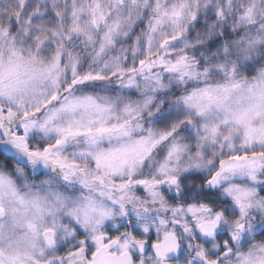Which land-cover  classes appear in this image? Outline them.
Here are the masks:
<instances>
[{"label": "snow or ice", "instance_id": "obj_1", "mask_svg": "<svg viewBox=\"0 0 264 264\" xmlns=\"http://www.w3.org/2000/svg\"><path fill=\"white\" fill-rule=\"evenodd\" d=\"M202 14L217 24L234 21L232 31L224 29L230 42L224 58L215 63L206 64L201 53L197 64L177 47ZM257 14L256 0H0V264H222L225 257L226 264H264V234L252 223L253 212L264 216V187H258L264 184V68L241 75L251 53L264 50ZM208 36L219 42L215 28ZM155 68L173 73L177 86L188 80L201 86L177 87L169 122L134 139L152 99L147 90L166 87ZM133 86L141 100L124 95ZM193 139L196 166L207 174L202 184L227 197L223 211L205 193L169 207L156 191L159 178H136L151 150L168 145L157 177L176 184L171 161ZM5 146L30 164L59 168L65 181L99 189L119 215L131 206L140 230L102 231L117 209L93 195L72 199L21 188L23 169L8 168L14 157L4 155ZM125 176L131 179L115 182ZM134 184L159 208L139 201ZM154 211L164 214L145 223ZM65 216L88 236L78 239L82 234ZM225 226L222 243L209 247Z\"/></svg>", "mask_w": 264, "mask_h": 264}, {"label": "clouds", "instance_id": "obj_2", "mask_svg": "<svg viewBox=\"0 0 264 264\" xmlns=\"http://www.w3.org/2000/svg\"><path fill=\"white\" fill-rule=\"evenodd\" d=\"M258 14L256 17V28L264 25V0H256ZM191 23L190 31L186 32L182 37V41L178 48L181 50H185L187 54L191 57H194L197 64H199L202 59L201 53H205L207 55L208 60L205 61L207 64L208 61H212L215 63L216 60L223 59V52L228 47L229 41L226 39L224 35L225 27L228 28L229 31H232L234 21L230 17H226L225 22L223 24H217L216 21H209L202 14L200 18L199 26L195 22ZM248 27V26H245ZM215 28V35L219 36V42H214V37L208 36L209 31ZM255 31L253 30L252 35H255ZM239 37H236L233 33V40H238ZM184 40L188 41V46L185 49V45L183 43ZM202 46V47H201ZM253 59L247 63H245L241 69V75L247 76L249 78L256 75L255 71L251 69L253 67L259 69L264 68V50H258L251 53ZM215 57V60H213ZM229 60H235L236 54L228 57ZM153 72H159V80L165 85L164 88H149L147 90V95L151 96L152 99L149 105L143 108L139 123L140 128H135L132 132L133 138H139L140 136L146 134L147 130L152 129H161L165 126L166 123L169 122V117L175 111L173 107V101L177 99V87L179 88H191L201 86V83L196 80H188L184 83H181L177 86L176 79L173 73L168 72L166 69L155 68ZM137 82L143 87V76L140 75L137 77ZM124 95L131 100H141L142 94L139 89L135 86L131 88H127L124 90ZM116 141H113L115 143ZM186 143L188 141H185ZM192 147L186 151L179 158H173L171 161L170 167L173 169H177L175 175L177 177L176 184H169L164 181L163 176L157 177V169L158 165L164 157L167 156L169 147L168 145H157L155 146L150 153V159L142 162L137 169L136 178H142L141 173L144 177L151 176L153 178H159L161 183L156 186V191L159 193V196L168 203L169 207H179L183 199H191L200 193H205L206 195L203 197L205 201L214 202L215 206L223 211L221 207H227V197L222 194L219 189L211 188L207 185V183H203L202 181L207 180V174L200 168L196 166V160L194 159L197 149L195 147L196 141L193 139L191 142ZM104 147L108 146V142L105 141L102 145ZM4 155L7 157H14L8 161V168L10 170H15L18 167L23 169V175L19 178V184L21 188H24V185L27 184L33 191H38L42 195L48 194L49 190L57 191L63 193L65 196L69 198L75 199L80 198L87 195H93L97 199H102L108 206L114 207L117 209V214L114 218L110 220H106L101 226V230L106 233H111L113 235L117 234V230L119 232H124L125 229L131 230H140L139 223L137 222L135 213L131 206L127 209V215H119L118 214V206L113 205L107 197H102L100 195V190L97 189L95 192H90L89 189L84 188L76 179L71 181H65L62 175V172L59 168L53 167L51 164L45 166L43 163L38 164H30L27 160L22 157L15 156L14 153L10 152L7 149V146L3 149ZM73 149L70 147L66 150V155L70 154ZM211 152V149H209ZM81 165H87L88 167L95 169V164L92 161H79ZM4 160L0 159V164H3ZM131 177H116L115 182L120 183L121 181L127 182ZM258 187H264V184L259 185ZM133 191H136L137 197L139 201H147V206L152 208H159V204H152L151 197H149L144 191L143 185L134 184L132 186ZM139 189L140 191H137ZM173 201L175 203H173ZM164 213L160 212H152L149 216L148 220L145 223H151L153 217L158 215H163ZM225 220H229L230 217L225 216ZM63 222L66 224H72L75 230H78L82 235L79 238H85L88 236V233L85 229L76 224L68 217L63 218ZM252 223L255 228V232L257 234H264V216H261L257 212L252 213ZM227 230V226L225 228H218L217 234L221 237V240L213 239L212 244L209 247L218 246L222 243L224 233ZM147 234H145V239ZM63 237H61V240ZM203 239V237H202ZM89 242L90 239H89ZM185 243H189V241H185ZM194 246L196 245V241L191 242ZM227 257H225L222 261V264H226Z\"/></svg>", "mask_w": 264, "mask_h": 264}]
</instances>
